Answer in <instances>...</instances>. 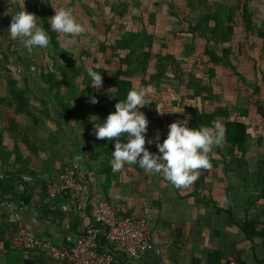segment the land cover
<instances>
[{"label": "crops", "instance_id": "1", "mask_svg": "<svg viewBox=\"0 0 264 264\" xmlns=\"http://www.w3.org/2000/svg\"><path fill=\"white\" fill-rule=\"evenodd\" d=\"M57 1L59 0H50L52 5ZM102 1L97 0L99 5L92 4V9L98 10L100 7V11L103 10ZM22 2L23 0H0V100L8 98L7 82L14 80L17 87L25 91V100L32 113V116L19 114L15 111V103L10 110L0 103V262L61 264L19 249L13 242L15 230L9 223L10 218L17 219L15 222L18 227H24L34 235L66 247L92 224L94 209L98 203L106 200L117 207H126L130 213L146 215L150 219L153 247L145 252L143 264H264V201L252 204L249 211V219L257 223L256 231L262 235L247 239L225 213L216 212L214 206H209L201 200L212 199L221 209H227L229 206L225 193L227 180L218 150L214 151L212 148L208 154L209 168L197 170L204 178L202 183H197L196 179L187 187H176L177 190L162 174L145 171L138 164H125L119 171L112 170V159L105 162L109 157L101 151L103 148L112 147L115 141H109L107 138L95 139L93 129V124L102 123L106 118L104 113L79 109L76 103L73 105L74 109L68 106L74 115L66 112L57 100L56 91L51 90L45 83L41 65H37L34 57L29 54L23 58V53L27 50L19 48L18 43L10 40L7 30L8 16L17 9L16 6L21 7ZM172 2L176 0H171ZM10 4L14 9L8 7ZM107 8L109 9V6ZM108 9L104 6L103 12L109 14ZM100 13L103 14L102 11ZM186 13L188 19L193 21L194 15L189 11ZM154 15L167 27L164 32L170 31V34L179 30L175 22L176 17L184 16L177 14L175 17L168 9L160 10ZM252 18L258 28L262 29L261 33H264V17L256 15L253 11ZM237 19L230 42L221 46L230 49L229 60L237 73L208 61V69L214 70L226 80L215 82L220 85V91L212 92L214 98L203 93L202 101L204 113H213L218 108L225 110L228 116L218 118L223 131L228 117L259 115L262 118L261 125L252 129V133L247 130L244 160L250 164L249 171L254 178L249 179L246 185L240 181V177L232 178L234 188L230 191L231 204L235 209L236 220H242L245 218L244 210L247 207L245 200L249 195L258 193V163L262 161L264 164V116L255 106L257 101L264 107V37L257 36V31L254 35L247 36L241 19ZM81 20L85 26L90 25L85 17ZM109 22L103 17V25L95 23L96 39L99 41L93 40L97 44L98 56L100 44L104 42L108 32L106 28ZM183 34L185 40L191 39L190 34ZM235 60L240 62L237 64ZM97 63L100 64L101 61L98 59ZM218 68L222 69V73L218 72ZM150 75L138 76L139 79L136 78L133 82L140 84L142 79L148 80ZM56 77L58 80L62 78ZM241 78L251 87L258 89L253 100L248 91L239 90L238 83ZM204 80L209 81L207 77ZM106 87V90H102L104 93H115L111 84ZM163 90L158 93L160 99L176 98V92L172 88L167 92ZM64 93L66 90L62 87L61 95L64 96ZM216 94L220 95L217 101L222 98V105L219 104L213 111ZM66 102L68 100L64 103ZM195 103L196 100L186 107H197ZM172 108H164L161 105L150 108L145 100V105L139 109L148 120L146 141L151 139L153 143H146L145 147L150 152L154 153L151 148L155 147L156 137H159L160 142L166 138L168 125L174 122L173 115L184 114V111L175 113V108ZM151 112L154 118L168 115L167 121L151 120L148 117ZM3 114H6L5 119L2 118ZM186 117L190 119L189 116ZM12 119L19 126L15 134L11 132ZM32 129L46 132L47 138L42 141L35 140L29 133ZM121 141L123 142V138ZM222 149H225L223 143ZM98 151L101 152L99 155ZM94 154L97 156L92 159ZM78 157L82 164L78 180L84 186L87 203L84 211L75 210L68 199L51 201L46 198V181L56 179L65 167ZM194 192L201 193V196L194 195ZM6 241L10 242V247ZM114 264H125V260L118 256Z\"/></svg>", "mask_w": 264, "mask_h": 264}, {"label": "trees", "instance_id": "2", "mask_svg": "<svg viewBox=\"0 0 264 264\" xmlns=\"http://www.w3.org/2000/svg\"><path fill=\"white\" fill-rule=\"evenodd\" d=\"M181 1L185 2L182 3L184 4L182 9H172V4L177 6ZM250 1L251 0H232L228 3L227 0H176V2L171 4L172 7H170V12L175 17L177 14L184 15L182 18L176 17L175 20L179 30H182L180 32L190 34L192 44L195 45L196 42H199L203 45V56L207 57L209 62L217 66H224L232 73H237L229 60L230 49L221 47V50L217 51L212 45L217 47L230 42L234 34V28L237 25L238 17L241 19L244 25V28L248 34L247 36L254 35V32L257 31V36L264 37V33H261L262 29L258 28L257 23L253 21V11L250 7ZM26 2L28 4V8H30L31 4L32 10L34 12L33 14L39 18L37 23L45 29L49 36L48 48L52 55L54 69H52V67L47 64L41 65L40 70L45 83L50 86L51 90L56 91L59 104L63 106L64 110L70 115L74 114L72 109L68 108V106L74 109L75 106L73 107V105L77 102V100L79 103L78 107L81 109L93 106L92 108L95 110H99L100 108L102 110L105 109V114H107L109 111L111 112V110L113 111L114 108H110L108 104L103 105L101 102L99 103V101H97L96 104H92L90 102L91 95H87L88 93L86 94V90L89 89L91 85V81L87 75V72H84L76 67L75 62L68 50L63 47L64 45L59 40L61 35L50 29L48 19L51 18L53 9V5L51 4L50 0H44L42 7H39L38 1L36 0H26ZM111 5L112 4L109 2L107 6H109V10H112V12L115 11L118 14V10L120 9V13L118 14L120 17L121 13L123 14L125 10H127V8H125L126 6L124 5H120L118 8H112ZM186 11H189V13L194 15L193 21L188 19L189 16H187L188 14ZM154 22L155 20H153L152 23ZM108 26L106 31H108ZM179 30L177 33L183 36L184 34H180ZM173 36L176 37L174 34ZM155 40V36L149 35L146 32H139L127 33L125 36L115 38L112 43L103 42L100 44L98 54L100 59L104 62V65L106 67L113 68V63L116 62L117 70L115 75L109 76L100 69L96 70L102 74L103 84H111V86L114 88L115 93L113 95L116 98L115 103H117L118 100H123L125 98L127 91L135 84L133 81L134 79L138 78L137 76H144L147 74L152 59H155V73L151 74L148 80L142 79L139 86H147L153 83L155 85V92L160 94V91L162 90L161 86L164 81L168 80L169 82L175 84H178V81L182 82V77H180L177 71L178 68L176 63L171 64L169 57L163 54V51L166 50V46L161 45V51H156L153 49ZM119 49H123L126 52L124 56L120 55ZM56 70H60L62 73V80H58L56 77ZM206 77L209 81H200L193 77L190 79V84L194 88V97L205 93L207 96L209 95L210 98H214L211 86L215 82H222L226 80V78L218 76L214 70L208 71V73H206ZM78 82L81 83L80 88L85 86V89L81 92L82 96L80 98H78L76 95V87H79ZM62 86H64L66 90V93L63 94L64 96L61 95ZM238 86L240 91H248L251 94L252 100L255 98L254 96L258 91L257 88H254L255 86L251 87L250 84H247L242 78L240 79ZM6 89L9 96L8 98H2L0 103L5 104L7 110H10L12 107H14L13 105L15 103V111L17 113L32 116L30 108L25 100V91L18 88L14 80H9L7 82ZM65 100H68L66 103H70V105L64 103ZM255 104L258 112L264 116V107H262V105L257 101H255ZM5 113L7 114V112ZM6 114L2 115L3 119H5ZM186 116L190 117L189 127L194 128L201 125L210 126L212 121L222 118L223 116L227 117L228 115L222 108H218L213 113L204 114L196 107H185L184 114L173 115V118L174 121L177 119L185 120ZM240 117L241 116H238L237 118H227L224 124L223 138L221 140V143L225 145V149H222L220 145L221 143L215 147L221 155L223 161L222 165L224 177L227 180L225 193L229 206L227 209H221L212 199L208 200L207 198H202L201 200H203L204 203L209 206H214L216 212L225 213L229 220L241 230L245 238L252 239L256 236L262 235L260 232L256 231L257 223L249 219V211L252 204H255L261 200L264 201V164L262 161H259L258 163L259 169L258 173L256 174L259 181L256 184L258 193L249 195L250 197L245 200V203L247 204V207L244 210L245 218L242 220H236L234 215L235 209L234 206L232 207L230 195V191H232L234 188L232 178L240 177V181L245 185L249 183V179L252 177L254 178V175L249 171L250 164L248 161L244 160L248 133L247 127L240 121ZM11 125V132L14 134L15 132L17 133L19 126L15 120L12 119ZM29 133L35 140L42 141L47 138V133L39 129H32ZM95 139L97 138L95 137ZM25 140L27 141L26 137ZM151 149L152 151L157 152L156 147ZM112 151H114V145L109 149H102L101 152L109 157V159H105V162H109L110 159H112ZM101 152L98 151V154H96L99 155ZM96 156L94 154L91 156V158H96ZM203 180V176L199 174L197 183H202ZM1 186L2 183L0 181V187ZM173 187L176 189L175 186ZM193 194L201 196V193L199 192H194ZM259 213H261V210H259ZM9 223H11L10 225L14 227V233L20 229L16 222L9 221ZM6 244L9 247L11 245L8 241H6ZM40 255L41 257L47 258L44 254ZM24 261L27 262L26 260Z\"/></svg>", "mask_w": 264, "mask_h": 264}, {"label": "clouds", "instance_id": "3", "mask_svg": "<svg viewBox=\"0 0 264 264\" xmlns=\"http://www.w3.org/2000/svg\"><path fill=\"white\" fill-rule=\"evenodd\" d=\"M54 15L48 19L52 31L72 37L85 31L84 24L77 20L73 10L68 7L53 8ZM34 14L26 12L24 3L11 12L9 36L22 43L31 53L34 48H46L49 36L37 23ZM91 87L99 90L102 87V74L88 70ZM152 85H133L123 100H118L102 123L93 124L97 139L107 138L114 142L112 151V170L119 171L125 164H138L145 171L162 174L164 179L177 188L191 185L199 176V169L210 167L208 154L219 145L223 138V126L219 119L210 126L201 125L190 128L187 120L177 119L168 125L166 138L160 142L156 137L157 152H150L145 147L151 145L146 141L148 120L139 109L145 105L146 96L155 93ZM96 104L95 97L90 98ZM182 111H176L180 113ZM120 138H123V142Z\"/></svg>", "mask_w": 264, "mask_h": 264}, {"label": "rangeland", "instance_id": "4", "mask_svg": "<svg viewBox=\"0 0 264 264\" xmlns=\"http://www.w3.org/2000/svg\"><path fill=\"white\" fill-rule=\"evenodd\" d=\"M22 1V0H20ZM38 1L39 7H42L44 4V0H36ZM103 0L102 1V8L104 10V6L106 9H108L107 5L110 2L113 7H120V5L126 6L127 10L122 14L121 17L118 14L120 13V9L117 11L118 14L112 10H107L109 14H105L102 11V15L104 18L108 19L109 26H108V32L106 33V38L104 42L112 43L115 38H119L121 36H125L127 33H143L146 32L149 35H153L156 37V40L154 42V48L156 51L162 50L160 48L161 45L166 46V50H164L163 54L167 57H169V61L171 64L177 65V71L182 77V82L178 81V84L171 83L168 80L164 81V83L161 86V89H164L163 91L167 92L172 88L173 91L176 92V98L172 99L170 97H161L156 93L151 94L152 96H146V103L150 108H155L159 105L163 106L164 108H175L176 111H184L185 107L189 104L194 103V100H196L195 105L196 108L201 109L200 111L204 113L203 111V97L202 94L198 95L197 97L193 96L194 88L190 84V79L196 78V80L200 81H206L204 78L206 77V73L210 71L208 69V60L207 57L203 56V45L199 42H196L195 45L191 43V39H184V36L179 35L176 31L172 32L170 34V31L164 32V30L167 28L163 21H160V18H157L156 15H154L156 12L168 9L170 10V7H174L175 4L171 3V0ZM114 1V2H113ZM225 1V0H223ZM228 3L232 0H227ZM64 2V1H63ZM24 3V9L29 13H34L32 10V6L30 4V8H28V4L26 0H23L22 5ZM77 3V4H75ZM97 3V0H66V4L68 8H71L73 10L74 15L76 16L77 20L82 22V17H85L87 21H89L90 25L85 26V31L82 34L68 37L69 43L64 45L69 54L71 55L72 59L75 62V65L77 68L81 69L84 72L88 73L89 69H92L94 71L100 69L102 72L108 74L109 76L115 75L117 66L116 62L113 63V68L106 67L105 65H102V60L100 59V56L97 55V44L94 43V40L99 41L96 39V30L97 26L95 23H97V17L98 12L100 11V7H98V10L92 9V4ZM185 2H179L178 5L172 9L178 10L182 9V6ZM172 4V6H171ZM99 5V4H98ZM8 7H11L14 9L12 4L8 5ZM17 8L20 6H16ZM250 7L253 9L254 13L256 15H260L261 17H264V0H251L250 1ZM100 11V12H101ZM9 13V12H6ZM111 16V17H110ZM155 20L154 23L153 20ZM8 25L10 26V20L11 16H8ZM96 21V22H95ZM158 22V24H156ZM83 23V22H82ZM84 24V23H83ZM88 28V29H87ZM182 30H179V33L182 34L184 32H180ZM176 35V37L173 36ZM241 35V34H240ZM190 37V36H189ZM94 39V40H93ZM242 37H240V40ZM13 42L15 41L18 43V47H23L22 43L19 42L16 39H11ZM60 40V39H59ZM103 42V41H102ZM214 46V49L217 51H220L221 46ZM2 50H0V53ZM120 55L124 56L125 51L123 49H119ZM26 54H29L31 57H34V61L37 63V65H47L49 64L52 69H54V64L52 61V55L50 53V50L48 46L46 48H34L31 53L25 51L23 53V58H25ZM96 59L100 60L101 63L98 64ZM168 62V60H167ZM239 61L235 60V63H239ZM37 69V67H36ZM218 72L222 73V69L218 68ZM56 75L61 77L62 73L60 70L55 71ZM155 73V59H152L150 68L147 72V74H154ZM138 77V76H137ZM139 79V77L137 78ZM62 80V78H61ZM184 81V82H183ZM74 84V81H73ZM80 82H78L79 87H76V95L78 98L82 96V91L85 89V86L83 88H80ZM107 84H103L102 87L97 90L90 86L89 89L86 90L87 95H91V97H95L99 103L101 102L103 105L108 104L111 107L114 108V105L116 104V98L111 93H104L102 90H106ZM135 85L139 86V83H135ZM155 88V85L151 83ZM177 85V86H176ZM65 86V85H64ZM62 86V87H64ZM220 86V85H219ZM218 84H213L212 91H220V87ZM222 88V87H221ZM162 91V90H161ZM217 95V94H216ZM73 96V95H72ZM220 95H217V98L215 99L216 102L212 105V110L214 111L216 109V106L219 104L222 105V98L220 101H217L219 99ZM194 99V100H193ZM77 108H78V100L76 102ZM93 107V106H92ZM92 107H86L83 109H91L96 112H102L104 113V118L107 116V114L114 112V110L111 112L107 111L108 113L105 114L104 110L101 108L99 110H95ZM80 108V107H79ZM172 108V109H173ZM81 109V108H80ZM153 112V111H152ZM148 115V117L153 121H159V119H162L164 121H167V116L163 115L162 117H155L154 114ZM207 114V113H204ZM170 119V117H169ZM185 120H187L188 126H189V119L185 117ZM262 121L260 122L261 125ZM222 147V143L220 144ZM214 151L216 150L215 146L213 147Z\"/></svg>", "mask_w": 264, "mask_h": 264}, {"label": "built area", "instance_id": "5", "mask_svg": "<svg viewBox=\"0 0 264 264\" xmlns=\"http://www.w3.org/2000/svg\"><path fill=\"white\" fill-rule=\"evenodd\" d=\"M59 7H67L66 0H59L53 4V8ZM54 14L52 9L51 17ZM97 21L98 25H103V16L100 12ZM60 35L61 43L68 44L70 40L68 36ZM9 38L12 39L10 36ZM240 121L246 125L248 133H252V129L260 125L262 118L259 115L241 116ZM80 170L82 164L78 157L65 167L56 179H48L46 198L51 201L68 199L75 210H86L85 189L78 180ZM22 188L24 189V186ZM16 220L10 218V222ZM13 242L26 253L44 254L52 262L61 264H114L118 256L125 260V264H143L145 252L153 247L150 219L146 215L130 213L126 207H117L106 200L98 203L94 209L92 224L66 247L34 235L24 227H20L14 233Z\"/></svg>", "mask_w": 264, "mask_h": 264}]
</instances>
